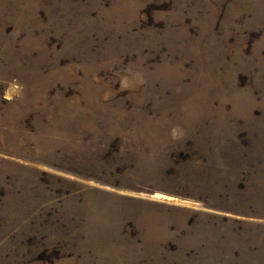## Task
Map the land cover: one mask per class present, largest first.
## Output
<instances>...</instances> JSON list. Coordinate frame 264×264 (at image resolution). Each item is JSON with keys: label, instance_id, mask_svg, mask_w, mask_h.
I'll return each instance as SVG.
<instances>
[{"label": "rangeland", "instance_id": "1", "mask_svg": "<svg viewBox=\"0 0 264 264\" xmlns=\"http://www.w3.org/2000/svg\"><path fill=\"white\" fill-rule=\"evenodd\" d=\"M0 264H264V0H0Z\"/></svg>", "mask_w": 264, "mask_h": 264}, {"label": "bare ground", "instance_id": "2", "mask_svg": "<svg viewBox=\"0 0 264 264\" xmlns=\"http://www.w3.org/2000/svg\"><path fill=\"white\" fill-rule=\"evenodd\" d=\"M155 197H163V198H166V199H175V200L183 201V200H180V199L175 198L173 196L165 195V194H162V193H156Z\"/></svg>", "mask_w": 264, "mask_h": 264}]
</instances>
